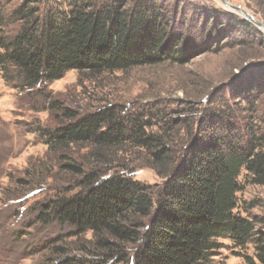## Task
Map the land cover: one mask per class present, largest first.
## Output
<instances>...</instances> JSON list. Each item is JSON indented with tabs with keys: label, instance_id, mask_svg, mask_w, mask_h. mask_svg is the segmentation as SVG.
<instances>
[{
	"label": "trees",
	"instance_id": "obj_1",
	"mask_svg": "<svg viewBox=\"0 0 264 264\" xmlns=\"http://www.w3.org/2000/svg\"><path fill=\"white\" fill-rule=\"evenodd\" d=\"M1 1L0 73L7 77L14 71L23 90L48 86L71 71L100 77L182 62L189 51L182 0H114L101 6L62 0L45 14L40 2L28 0L14 14L21 29L12 39L3 35ZM240 24L249 26L246 20ZM245 103L249 109L241 127L225 113L209 115L205 131L176 163L172 137L147 132L156 122L138 118L127 123L112 107L82 117L60 101L52 102L49 109L60 124L45 134L47 155L81 177L82 190L47 202L38 220L72 226L77 236L92 233L91 247H82L88 257L64 264H209L224 235L237 249L254 247V256H244L247 264H264V221L236 213L242 171L246 183L264 186V120L255 118L259 107L252 98ZM125 144L148 150L168 169L157 196L126 176L85 173L72 156L81 147L98 163L110 162L107 152H120ZM139 242L130 262L128 246Z\"/></svg>",
	"mask_w": 264,
	"mask_h": 264
},
{
	"label": "rangeland",
	"instance_id": "obj_2",
	"mask_svg": "<svg viewBox=\"0 0 264 264\" xmlns=\"http://www.w3.org/2000/svg\"><path fill=\"white\" fill-rule=\"evenodd\" d=\"M26 1H1L2 30L7 39L20 31L21 23L14 14ZM37 1L45 14L62 0ZM88 1L101 6L114 0H67L66 4ZM182 1L187 4L190 37L182 62L165 61L100 77L71 71L34 90L20 88L14 71L7 77L0 73V264H64L88 257L82 247H91L92 233L77 236L72 226L38 220L47 202L71 198L82 190L81 177L47 155L45 134L60 124L49 109L52 102L60 101L82 117L112 107L127 123L138 118L156 122L158 126L147 132L172 137L177 146L172 155L176 163L194 137L205 131L209 115L225 113L231 123L241 127L245 109H249L245 102L252 98L255 108L259 107L255 118L264 120V28L246 20L223 0ZM226 1L264 24V0ZM242 20L249 26L241 25ZM116 151L107 152L113 158L104 163H98L86 148H75L72 156L85 173L96 170L103 178L126 176L150 187L157 196L168 169L161 168L146 149L125 144ZM245 176L242 171L236 213L264 221V186L246 183ZM217 243L220 247L209 264H247L244 256H254L252 245L237 249L227 235ZM140 246V242L128 246L129 261ZM57 248L62 254L56 255Z\"/></svg>",
	"mask_w": 264,
	"mask_h": 264
},
{
	"label": "water",
	"instance_id": "obj_3",
	"mask_svg": "<svg viewBox=\"0 0 264 264\" xmlns=\"http://www.w3.org/2000/svg\"><path fill=\"white\" fill-rule=\"evenodd\" d=\"M224 4L226 6H228L230 9L234 10V11H239L241 12L244 17L246 18V20L250 21V22H253L254 24H256L258 27H262L264 28V24L261 23V22H257L248 12H246L244 9H242L241 7H237V6H234L232 4H230L229 2H227L226 0H223Z\"/></svg>",
	"mask_w": 264,
	"mask_h": 264
}]
</instances>
